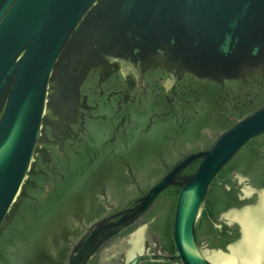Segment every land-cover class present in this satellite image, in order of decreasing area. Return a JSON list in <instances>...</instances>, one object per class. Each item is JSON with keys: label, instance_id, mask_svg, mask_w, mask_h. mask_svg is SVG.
<instances>
[{"label": "water", "instance_id": "1", "mask_svg": "<svg viewBox=\"0 0 264 264\" xmlns=\"http://www.w3.org/2000/svg\"><path fill=\"white\" fill-rule=\"evenodd\" d=\"M0 264H264V0H0Z\"/></svg>", "mask_w": 264, "mask_h": 264}, {"label": "flooded vegetation", "instance_id": "2", "mask_svg": "<svg viewBox=\"0 0 264 264\" xmlns=\"http://www.w3.org/2000/svg\"><path fill=\"white\" fill-rule=\"evenodd\" d=\"M210 228H215L214 225H201V230L206 233V231H209Z\"/></svg>", "mask_w": 264, "mask_h": 264}]
</instances>
